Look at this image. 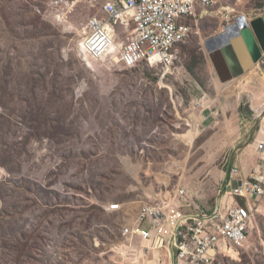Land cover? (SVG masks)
I'll use <instances>...</instances> for the list:
<instances>
[{
    "label": "rangeland",
    "instance_id": "obj_1",
    "mask_svg": "<svg viewBox=\"0 0 264 264\" xmlns=\"http://www.w3.org/2000/svg\"><path fill=\"white\" fill-rule=\"evenodd\" d=\"M106 4L73 0L57 20L50 0H0V264H145L119 236L145 204L181 212L186 187L187 205L216 209L230 170L264 158V60L223 84L204 45L264 16V0H217L165 70L91 62L83 26L107 21ZM254 219L245 246L214 264H264V201ZM142 250L146 264H174L168 247Z\"/></svg>",
    "mask_w": 264,
    "mask_h": 264
},
{
    "label": "built area",
    "instance_id": "obj_2",
    "mask_svg": "<svg viewBox=\"0 0 264 264\" xmlns=\"http://www.w3.org/2000/svg\"><path fill=\"white\" fill-rule=\"evenodd\" d=\"M50 1V14L57 20L66 18L62 6L69 8L73 0ZM81 1L93 3L96 0ZM213 3L214 0H107L103 13L108 20H90L83 26V32L86 39L97 40L100 36L96 33L98 27L113 28L112 33L106 36L107 40L101 37L99 42L100 47L107 45L104 49H109L102 61L115 59L116 64L128 68L143 61L156 68L173 66L179 57L180 45L193 33L192 20L204 9H210ZM121 17H124L127 29L120 21ZM118 24L122 28L116 30ZM88 55L96 59L89 52ZM262 131L264 117L259 134ZM256 164L247 174L238 166L230 170L229 189L225 192L224 202L216 209L201 211L191 203L186 208L188 205L182 190L179 191L181 200L174 198L185 208L182 213L175 209V202L156 200L154 207L145 204L134 226L120 228L119 236L125 241L123 243L128 242L131 246L129 253L139 242L145 245L147 254L153 249H172L174 264H211L214 260L219 263L221 258H227L231 247H244L264 201V164ZM238 199H245V202L241 204ZM191 206L194 210H190ZM123 210L124 204L121 203L112 204L108 209L109 212Z\"/></svg>",
    "mask_w": 264,
    "mask_h": 264
},
{
    "label": "water",
    "instance_id": "obj_3",
    "mask_svg": "<svg viewBox=\"0 0 264 264\" xmlns=\"http://www.w3.org/2000/svg\"><path fill=\"white\" fill-rule=\"evenodd\" d=\"M248 21L240 16L234 24L243 26L234 35L226 30L205 40L210 62L223 84L246 75L264 60V16Z\"/></svg>",
    "mask_w": 264,
    "mask_h": 264
},
{
    "label": "bare ground",
    "instance_id": "obj_4",
    "mask_svg": "<svg viewBox=\"0 0 264 264\" xmlns=\"http://www.w3.org/2000/svg\"><path fill=\"white\" fill-rule=\"evenodd\" d=\"M217 4V0H214V3H213V5H212V7L210 8V9H204L203 10V12H201L200 14H198L197 16H196V19H198L199 21H201V20H203L205 17H206V15L208 14L207 12L208 11H210L215 5ZM221 15V17H223L224 18V21L226 20H228V18H229V14L227 13V12H225V14L223 15V14H220ZM239 18V17H238ZM237 19V18H236ZM235 19V20H236ZM247 19V18H246ZM131 20H133V17H132V19ZM195 20V19H194ZM120 21H122L123 23H124V26H125V29H127V25L125 24L126 23V21H125V19H124V17H121V19H120ZM198 21V22H199ZM248 21V20H247ZM235 22V21H234ZM226 24V23H225ZM224 24V31L222 32V33H224V32H226V30H229V32L232 34V35H234L235 33H236V30H240L241 29V27L243 26L242 25V23L240 24V26H239V28L238 27H236V24H229V25H225ZM228 24V23H227ZM193 26V28L195 29L196 28V26L195 25H192ZM97 31H96V33H98V35H100L99 36V38H97V40H95V38L93 39V38H88V39H86V40H84L83 42H82V45L85 47V49L89 52V53H91L92 55H94L95 57H96V59H94V60H91L87 55V57L91 60V62L93 63V62H96V63H99V62H102V60L104 59V57H105V55L107 54V52H108V50L109 49H104V48H106V46H104V47H100L99 46V42H100V40H101V37H103L104 39H106L107 40V37L106 36H108V33H112V31L111 30H113V28H111V27H98L97 29H96ZM132 30V29H131ZM194 31V30H193ZM130 33L131 32H129V34H128V38L130 37L129 35H130ZM222 33H220V34H222ZM190 38V37H189ZM204 44H205V41H204ZM206 49V48H205ZM106 61V60H105ZM114 63V62H113ZM102 65H103V63H101ZM90 66H91V64H90ZM170 68H172V66H165L164 68H163V70H165V69H170ZM260 80H262L261 78H260ZM253 81V80H252ZM252 81H248V83H250L251 84V82ZM264 88V85H263V87L261 88V90ZM258 91H260V90H258ZM257 91V92H258ZM259 115V114H258ZM204 121V117L202 116V119H201V122H199L197 125H196V127L198 128V127H201L202 126V122ZM263 136H264V134H263ZM262 159L263 160H261L259 163H257L256 164V166H258V165H260V164H264V158L262 157ZM261 172L263 171L262 169L260 170ZM159 202H160V200H159ZM154 206H156V204L155 203H151L150 205H149V207H154ZM146 207V205H144L142 208L144 209ZM181 212H183V211H181ZM180 212V213H181ZM139 227V226H138ZM209 254H212V252H209ZM129 260V259H128ZM134 260V259H133ZM215 263V260H214V262L213 263H211V264H214Z\"/></svg>",
    "mask_w": 264,
    "mask_h": 264
},
{
    "label": "crops",
    "instance_id": "obj_5",
    "mask_svg": "<svg viewBox=\"0 0 264 264\" xmlns=\"http://www.w3.org/2000/svg\"><path fill=\"white\" fill-rule=\"evenodd\" d=\"M225 12H227L228 14L229 13H231V11H229V10H221V12H220V14H225ZM262 143H264V140H262ZM237 166V165H236ZM249 172V171H248ZM182 188V191H183V193H184V195H183V197H185V196H187L189 199H191L193 202H194V195H193V193H192V189H188V188H186V187H181ZM202 198V197H201ZM183 203H186L185 202V199H183ZM195 204V203H194ZM190 206V204L188 205V207ZM198 207H199V205H197ZM196 206V207H197ZM125 207V206H124ZM197 207V208H198ZM190 210H194V208L191 206V208H190ZM184 211V210H183ZM182 213V212H181ZM136 222H137V220H136ZM135 225V224H134ZM133 225V226H134ZM142 247L144 248V245L143 244H141V243H139L138 242V254H137V257H135L134 258V260H137L138 259V263H145L146 264V259H143L144 258V253H143V250H142ZM129 255V254H128ZM128 255H126V257H128ZM158 255V254H157ZM160 255V254H159ZM130 256H131V254H130ZM161 257H162V253H161ZM127 259H130V258H127ZM155 259H159L157 256H156V258ZM161 259H159L158 261H160ZM140 261V262H139ZM142 261V262H141ZM162 261V260H161ZM163 264H167V261H166V259L164 258L163 259ZM134 264H137V262L136 263H134Z\"/></svg>",
    "mask_w": 264,
    "mask_h": 264
},
{
    "label": "clouds",
    "instance_id": "obj_6",
    "mask_svg": "<svg viewBox=\"0 0 264 264\" xmlns=\"http://www.w3.org/2000/svg\"><path fill=\"white\" fill-rule=\"evenodd\" d=\"M196 20H198V19L192 20L193 24H194V22H195ZM195 25H196V24H195ZM259 115H260V114H259ZM259 115H257V118H260ZM262 118H263V117H262ZM124 206H125V205H124ZM124 208H125V207H124Z\"/></svg>",
    "mask_w": 264,
    "mask_h": 264
},
{
    "label": "trees",
    "instance_id": "obj_7",
    "mask_svg": "<svg viewBox=\"0 0 264 264\" xmlns=\"http://www.w3.org/2000/svg\"><path fill=\"white\" fill-rule=\"evenodd\" d=\"M191 24H192V25H195V24H193V22H191ZM181 45H182V44H181ZM181 45H180V46H181ZM179 48H180V47H179ZM82 61H83V60H82ZM83 62H84V61H83ZM84 63H85V62H84ZM85 64H86V63H85ZM87 66H88V65H87Z\"/></svg>",
    "mask_w": 264,
    "mask_h": 264
},
{
    "label": "flooded vegetation",
    "instance_id": "obj_8",
    "mask_svg": "<svg viewBox=\"0 0 264 264\" xmlns=\"http://www.w3.org/2000/svg\"><path fill=\"white\" fill-rule=\"evenodd\" d=\"M260 91H261V89H260Z\"/></svg>",
    "mask_w": 264,
    "mask_h": 264
}]
</instances>
